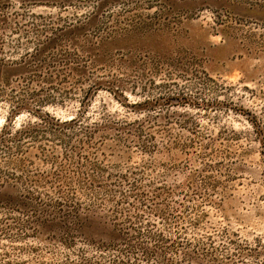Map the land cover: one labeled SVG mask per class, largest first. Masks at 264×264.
Returning <instances> with one entry per match:
<instances>
[{
	"label": "rangeland",
	"instance_id": "374dc122",
	"mask_svg": "<svg viewBox=\"0 0 264 264\" xmlns=\"http://www.w3.org/2000/svg\"><path fill=\"white\" fill-rule=\"evenodd\" d=\"M264 0H0V264H264Z\"/></svg>",
	"mask_w": 264,
	"mask_h": 264
},
{
	"label": "water",
	"instance_id": "95a60500",
	"mask_svg": "<svg viewBox=\"0 0 264 264\" xmlns=\"http://www.w3.org/2000/svg\"><path fill=\"white\" fill-rule=\"evenodd\" d=\"M263 154H264V147H263Z\"/></svg>",
	"mask_w": 264,
	"mask_h": 264
}]
</instances>
